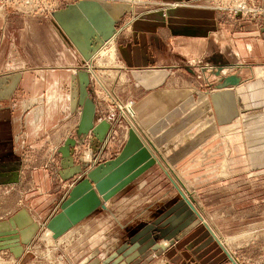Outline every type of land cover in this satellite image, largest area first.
<instances>
[{"label": "rangeland", "instance_id": "rangeland-1", "mask_svg": "<svg viewBox=\"0 0 264 264\" xmlns=\"http://www.w3.org/2000/svg\"><path fill=\"white\" fill-rule=\"evenodd\" d=\"M155 1L0 0V18L9 25L36 23L33 18L55 25L58 14L74 21V31L83 32L74 43L62 31L83 66L70 120L61 122L43 149L31 151L24 184L14 188L10 201L13 206L28 196L32 205L35 195L45 196L36 193L40 188L33 183L34 168L50 170L47 195L60 193L62 198L54 207L36 210L37 219L25 209L12 216L19 225L11 235L0 234V264H233L222 248L237 264H264V80L261 96L253 94L256 81L244 86L249 97L240 98L241 118L218 132L230 143L223 153L228 152V159L218 166L223 176L215 181L207 173L212 162L197 153L206 146L186 145L190 140L185 139L149 148L145 134L137 133L135 102L144 90L134 79L148 73L126 70L130 83L124 84L118 82L117 70L128 61L127 49L138 43L135 24L158 7ZM237 1L250 10L244 22L264 19L262 0L211 4L236 17L231 10ZM9 31L18 47V31ZM159 54L165 57L163 50ZM166 171L192 199L196 212ZM7 224H0V233ZM19 233L32 236L26 254Z\"/></svg>", "mask_w": 264, "mask_h": 264}, {"label": "crops", "instance_id": "crops-1", "mask_svg": "<svg viewBox=\"0 0 264 264\" xmlns=\"http://www.w3.org/2000/svg\"><path fill=\"white\" fill-rule=\"evenodd\" d=\"M212 1L156 0L158 7L135 24L138 43L127 49L128 61L119 67L117 76L119 83L129 84L124 71L148 73L145 79L134 78L144 90L135 102L139 127L134 128L140 137L145 134L148 147L181 144L185 139L190 140L186 145L206 146L202 150L198 147L197 153L212 162L207 173L215 181L223 176L219 164L229 156L227 151L223 153L230 139L219 137L220 128L241 118L240 98L246 84L260 83L253 84L258 86L259 95L263 94L264 19L244 22L243 17L212 7ZM32 20L36 23L25 19L27 23L15 26L0 18V202L5 201L4 208L0 203V224L10 223L1 225L4 233L0 234L4 235L19 225L12 218L19 210L25 209L37 219L36 210L54 207L62 198L60 193L47 195L52 188L50 170L34 168L33 183L40 188L36 193L45 196L35 195L32 205H28V196L13 206L10 201L14 188L24 184L31 151L43 149L61 122L70 120L78 70L83 69L57 19L55 25ZM11 27L13 33L18 31V47L9 35ZM77 33H73L72 42L78 40ZM82 76L87 81L86 74ZM230 79L239 84L222 88ZM162 128L165 134L160 135ZM175 130L179 131L174 134ZM20 233L19 240L27 245L23 250L26 254L32 236L26 239ZM222 250L228 257L229 252Z\"/></svg>", "mask_w": 264, "mask_h": 264}, {"label": "water", "instance_id": "water-1", "mask_svg": "<svg viewBox=\"0 0 264 264\" xmlns=\"http://www.w3.org/2000/svg\"><path fill=\"white\" fill-rule=\"evenodd\" d=\"M56 17V19L60 22V24L62 25V28L64 29V31L70 36V38L71 37H73V33L74 32H77L78 31V29H77V31H74L73 30V27H75V25H73V24H71V22L73 21V20H71L70 18H65L64 16H61V15H56L55 16ZM65 19H67V22H69V24L68 25H65L64 24V22L66 23V20ZM105 21H107V20H105ZM74 22V21H73ZM106 25H107V22H106ZM67 30L68 31H71V34L70 33H68L67 32ZM81 36H82V33L83 32H78ZM81 36H80V38H81ZM79 38V39H80ZM78 39V40H79ZM78 40H76L74 43H77L78 42ZM239 84V82L237 81V80H235V79H230V80H228V81H226V82H224V84H223V86H222V88H225V87H228V86H230V85H238ZM91 127V122L89 123V124H87L86 125V129H89ZM166 173H167V171H166ZM167 175L169 176V174L167 173ZM170 177V176H169ZM170 179H171V181L173 182V184H174V186L176 187V189L178 190V192H179V194L182 196V198L186 201V203L188 204V206L192 209V210H194L195 211V208H194V205L192 204V199L191 200H189L188 199V197L186 196V194L182 191V189L172 180V178L170 177ZM182 185V184H181ZM183 186V185H182ZM227 255H228V257L230 258V260L232 261V263L233 264H237L234 260H233V258L230 256V254L229 253H227Z\"/></svg>", "mask_w": 264, "mask_h": 264}, {"label": "built area", "instance_id": "built-area-1", "mask_svg": "<svg viewBox=\"0 0 264 264\" xmlns=\"http://www.w3.org/2000/svg\"><path fill=\"white\" fill-rule=\"evenodd\" d=\"M238 6H236L234 9L231 11H234V15L236 17H244L246 14H250V10L248 7L244 4V2H239L237 1ZM245 5V6H244ZM260 10V9H259ZM259 10H254L255 13H257ZM264 13V10H261Z\"/></svg>", "mask_w": 264, "mask_h": 264}, {"label": "bare ground", "instance_id": "bare-ground-1", "mask_svg": "<svg viewBox=\"0 0 264 264\" xmlns=\"http://www.w3.org/2000/svg\"><path fill=\"white\" fill-rule=\"evenodd\" d=\"M26 6V5H25ZM113 59H114V57H115V53H114V51H113V53H112V56H111ZM249 90V92H251L252 93V89L251 88H249L248 89ZM253 94H256V95H259V89L258 88H256V92L255 93H253ZM194 211V210H193ZM196 212V211H195Z\"/></svg>", "mask_w": 264, "mask_h": 264}]
</instances>
